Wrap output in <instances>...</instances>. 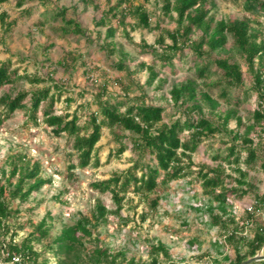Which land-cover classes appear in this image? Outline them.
Returning <instances> with one entry per match:
<instances>
[{"label":"trees","instance_id":"16d2710c","mask_svg":"<svg viewBox=\"0 0 264 264\" xmlns=\"http://www.w3.org/2000/svg\"><path fill=\"white\" fill-rule=\"evenodd\" d=\"M82 1L86 6H94V0ZM143 1L149 3L151 0ZM10 2H14L15 8L24 17L33 14V9L26 6L38 2L51 10V19L60 22L63 36L88 38L89 31L75 19L68 18L65 8L48 9L50 0H0V45H6L19 21L3 9ZM159 3L162 16L174 19V30L161 28L159 23L153 26L152 17L144 5H135L131 0H115L104 11L101 19L95 22V26L107 28L105 46L111 53L115 52L114 39L118 30L128 39L129 29L158 31L153 45L145 41L139 44L142 51L151 54L154 60L152 64H141L148 71L146 85L153 86L157 80L162 83L158 68L173 70L175 60H180L190 50L195 60L205 62L197 66L199 78L212 75L213 67L220 74L213 85L221 88V97L228 98L231 91L235 92L236 101L231 110L224 114L218 113L219 103L208 93L200 92L195 81L189 80L173 85L169 92L172 105L183 111V118L165 123L164 107L149 104L143 94L130 97L131 92H134L133 86L138 83L134 81V73L126 66L123 54L116 66L132 80L130 83L117 81L125 102L111 96L104 84L98 87L94 95L97 111L89 112L81 124V116L77 112L56 113V104L62 98L64 87L52 77L27 73L21 75L20 68L11 58L0 61V89L22 81L30 85V89L21 90L14 96L0 97V107L3 108L0 111V126L11 119L16 111L25 110L27 118L34 125L43 123L56 136L66 134L72 138L77 160L68 168L70 179H75L73 170L77 168L100 165L97 151L105 128L119 145L115 153H110L107 162L126 152L127 146L123 139L131 140L135 155L132 166L93 184L100 194L111 195L115 210H110L101 199H97L89 217H81L74 226L64 228L53 240L57 264H125L127 259L124 252L113 253L103 248H96L86 260L82 256V239L92 237L98 226L108 223L110 215L120 216L127 202L132 205L133 199L129 195L137 196L138 204H145L152 212L156 211L163 200L161 187H167L189 175L197 177L203 193L212 201L209 207L212 225L219 229L225 244L231 245L235 251L231 264H243L259 253L264 256V222L257 215L260 208L257 206L252 213L245 212L238 218L231 201L232 196L243 198L252 194L264 205V193L258 191L254 178L250 176L251 170L258 168L264 174V145L254 147L251 138L263 116L259 110L253 109L252 118L247 124L238 115L242 100H247L250 94L253 93L258 101L264 100V34L254 29L249 19H217L212 14L213 0H161ZM246 6L250 11H264V0H246ZM129 18L134 23H128ZM114 20L117 26H113ZM41 25L44 26L45 21H41ZM53 47L54 44L50 43L43 48L44 53ZM230 47L240 56L246 71L233 57L223 54ZM78 60L76 55L68 53L58 64L65 73H71L76 69ZM247 79L251 82L248 89L245 88ZM157 89H160V85ZM71 102V99L68 100V104ZM123 106H126L124 111ZM204 107L208 108L209 114H205ZM232 121L236 122L235 129L229 128ZM217 135L228 138L226 153L213 155L216 166H195L193 155L200 145ZM147 155L154 164L146 160ZM7 164L8 170L0 168V176L4 179V183L0 181V263L41 264L42 254L35 250L33 243L50 236L51 229L46 221L37 225L31 223L32 231L19 240H16L17 232L11 230L7 222L21 213L11 208L13 201H29L50 181L41 179L39 163L32 162L24 155L11 157ZM147 216L148 213H142L141 220L146 221ZM242 223L252 226L246 227ZM149 255L150 264H163L162 259L169 264H189L174 262L169 248L162 243L152 245ZM15 258L19 259L18 262ZM250 264H264V260Z\"/></svg>","mask_w":264,"mask_h":264},{"label":"rangeland","instance_id":"374dc122","mask_svg":"<svg viewBox=\"0 0 264 264\" xmlns=\"http://www.w3.org/2000/svg\"><path fill=\"white\" fill-rule=\"evenodd\" d=\"M131 1L135 5H144L152 17L153 26L159 23L161 28L175 29L174 19L166 18L160 12L161 0H151L149 3L143 0ZM114 3L115 0H94V6H86L82 0H50L48 9L65 8L68 18L75 19L89 31L88 38L63 36L59 28L60 22L51 19V10H47L38 2L26 6L33 9L31 17L21 16L14 2L4 5L3 9L19 21L6 45H0V61L11 58L20 68L21 75L27 73L52 77L58 85L64 87L62 98L56 104V113L77 112L81 116V124L89 112L97 111L94 95L98 87L106 84L111 96L125 102L117 81L130 83L132 80L125 71H120L116 66L123 54L126 66L134 73L135 83L139 84L133 86L134 92H131L130 97H139L143 94L149 104L164 107L165 123L183 118V111L172 105L169 92L173 85L184 81H195L200 92H206L216 100L219 103L218 113L224 114L234 107L235 92L231 91L228 98H222L221 88L213 85L220 78V74L213 67L212 75L199 78L197 66L205 62L195 60L190 50H187L180 60H175L173 70L158 68L162 83L157 80L153 86H147L148 71L141 64H152L154 60L151 54L142 51L139 44L145 41L153 45L159 32L129 29L128 39L121 30H118L114 39L115 52L111 53L104 40L107 28L97 27L95 22L99 21L104 11ZM212 14L217 19H249L252 27L264 34V11L248 10L246 0H213ZM41 21H45L44 26H39ZM127 22L134 23L131 18ZM112 24L117 26V21L114 20ZM50 43H53L54 47L45 54L43 48ZM168 43H171L170 40ZM68 53L76 55L79 59L76 69L71 73H65L58 64ZM223 54L233 57L246 71L242 59L231 50V47ZM159 85L160 89H157ZM250 85L251 82L247 79L245 88H250ZM28 89L30 85L22 81L0 89V97L14 96L17 92ZM254 98L255 95L252 93L247 100L243 99L238 110V115L247 124L253 115ZM70 99L72 102L68 104ZM125 107L123 106V111ZM2 110L0 107V111ZM204 112L209 114L207 107H204ZM229 128L235 129L236 122L232 121ZM123 141L127 146L126 152L119 158L112 157L110 162H107L110 153H115L119 145L105 128L97 151L100 165L73 170L76 176L72 180L68 168L77 160L72 138L66 134L56 136L52 129L43 123L39 126L34 125L27 118L25 110L16 111L11 119L0 126V168L8 170L7 163L11 157L24 155L32 162L39 163L40 178L50 181L29 201L25 203L13 201L11 208L21 213L17 218L9 219L7 222L11 230L17 232L16 240H19L27 237L32 231L31 223L37 225L43 220L46 221L51 229L50 236L33 243L35 250L42 254L41 264L58 263L53 250L55 248L53 240L64 228L74 226L81 217H89L97 199H101L110 210H115L111 195L100 194L93 188V184L108 179L113 173L124 172L132 166L135 155L132 152L131 140L125 138ZM227 143L228 138L219 135L205 140L193 155L195 166L201 164L216 166L217 161L213 160V155L218 152L225 154ZM146 160L154 164L149 155ZM250 173L258 191L264 193V175L256 169H252ZM0 181L4 183L1 176ZM161 195L163 200L154 212L145 204H138L137 196L129 195L133 199L132 205L127 202L120 216L110 215L108 223L98 226L92 237L82 239L84 245L82 256L87 260L96 248H103L113 253L124 252L127 259L125 264L130 261L134 264H150L151 246L162 243L169 248L174 262L231 264L230 260L235 258V251L231 245L225 244L219 229L212 225L209 211L212 201L203 193L201 183L195 175L161 187ZM238 202L235 200L232 202L237 217L243 212L242 203ZM144 212L148 213L146 221L141 220ZM162 263L169 264L163 259Z\"/></svg>","mask_w":264,"mask_h":264},{"label":"built area","instance_id":"2783aa9c","mask_svg":"<svg viewBox=\"0 0 264 264\" xmlns=\"http://www.w3.org/2000/svg\"><path fill=\"white\" fill-rule=\"evenodd\" d=\"M254 104H255L254 109L259 110V112L263 116V119L261 120L259 125L256 126L255 130L252 133V137H251L253 141V146L256 148H259L264 145V100L258 101L257 97L255 96ZM258 170H259V173L263 174V171L260 168H258ZM250 176L252 177V173H250ZM233 200H235L236 203H239L238 201L242 203L241 204L243 206L242 214L245 212L252 213L255 210V208L258 206V208H260V211L257 212V215L260 216L264 222V205L259 203V201L255 198L254 195L247 194L243 198H237L235 196H232L231 201L233 202ZM242 225L246 227L252 226V224L250 223H242ZM245 234H247V231H245ZM14 260L18 262L19 259L15 258Z\"/></svg>","mask_w":264,"mask_h":264},{"label":"water","instance_id":"95a60500","mask_svg":"<svg viewBox=\"0 0 264 264\" xmlns=\"http://www.w3.org/2000/svg\"><path fill=\"white\" fill-rule=\"evenodd\" d=\"M261 260H264V256L261 255V253H259L257 256H255L254 258L244 262L243 264H250L252 262L261 261ZM0 264H3V263H0Z\"/></svg>","mask_w":264,"mask_h":264}]
</instances>
